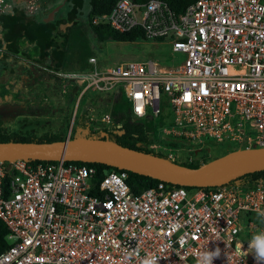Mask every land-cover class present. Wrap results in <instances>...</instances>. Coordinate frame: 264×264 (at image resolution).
Instances as JSON below:
<instances>
[{
    "label": "built area",
    "instance_id": "built-area-1",
    "mask_svg": "<svg viewBox=\"0 0 264 264\" xmlns=\"http://www.w3.org/2000/svg\"><path fill=\"white\" fill-rule=\"evenodd\" d=\"M44 2L0 0V16L15 5L32 15ZM91 23L140 31L176 55L169 65H110L90 55L84 68L56 72L77 89L73 116L88 92H112L137 121L165 116L160 140L145 145L173 161L185 151L182 161L193 162L210 139L264 148V0H195L180 12L165 0H116ZM66 162L0 160V218L9 230L0 264H141L149 253L158 264H196L217 247L213 264H257L248 239L264 229V179L252 187L159 181L134 193L127 170L110 167L98 179L97 167Z\"/></svg>",
    "mask_w": 264,
    "mask_h": 264
},
{
    "label": "rangeland",
    "instance_id": "rangeland-1",
    "mask_svg": "<svg viewBox=\"0 0 264 264\" xmlns=\"http://www.w3.org/2000/svg\"><path fill=\"white\" fill-rule=\"evenodd\" d=\"M52 4L54 12L65 13L70 8V1L67 0H45L41 8L47 10L48 7L46 6ZM89 10L90 0H83L82 7L76 15V21L80 24L70 31L69 53L61 71H59L60 73L70 72L86 65L90 55H94L100 62L103 61L110 65L123 61H145L149 59L162 65H169V62L175 57L176 54H171L169 44L165 41L147 39L134 42L99 41L87 25ZM8 64L14 70H4L0 82L5 83L10 90H15L17 98L9 95L3 99L0 95V132L5 134H12L13 132L33 133L35 136L51 133L62 134L64 139L68 136L73 138L71 131H75V128L69 131V127L71 122L74 124L76 121L77 123L82 114L88 117L90 129L93 131L105 128L115 132L119 131V133L116 132L117 134L124 132L122 129L117 130L119 123L116 113L119 112V106L116 103L123 100L127 104L121 94L115 96L112 95V92L107 94L88 92L82 100L78 112L73 116L74 110H70L73 102L69 104L66 101V82L62 79L56 80L50 75L51 72H47L41 65L36 66L31 72H25L21 70L22 66L15 65L11 59H9ZM56 75L59 76V74ZM107 115L110 120L107 123L101 121V117L106 118ZM95 118H100L98 119L100 121L91 120ZM92 125L98 128L94 129ZM149 125L155 128H153V134L156 131L161 132L163 127L168 126L163 114L159 118H155ZM181 143L177 142L174 152L176 148L181 146ZM206 145L209 151L207 153L199 151L193 161L194 163L205 164L234 149L231 142L217 143L213 139L208 140ZM176 153L178 152L176 151ZM185 157V151H180L181 161Z\"/></svg>",
    "mask_w": 264,
    "mask_h": 264
},
{
    "label": "trees",
    "instance_id": "trees-1",
    "mask_svg": "<svg viewBox=\"0 0 264 264\" xmlns=\"http://www.w3.org/2000/svg\"><path fill=\"white\" fill-rule=\"evenodd\" d=\"M67 1H70V8L65 13L61 11L54 12L55 10L52 4L46 6L48 7L47 10L41 8L35 14L29 15L21 6L15 5L9 12H5L0 16V81L4 70H14V68L8 64L9 59L13 60L15 65L22 66V71L31 72L36 66L41 65L47 72H51L50 75L55 77L56 80L61 79L55 73L61 71L69 53L68 45L70 41V31L80 24L76 21V15L82 7L83 2V0ZM165 1L172 9L180 12L195 0ZM115 2L116 0H90V10L87 20L90 31L99 41L113 40L134 42L145 40L143 34L137 30L119 32L108 24L91 23V19L94 15L109 12ZM84 67L85 65H82L75 70ZM65 90L67 93L66 101L70 104L74 101L77 89L66 81ZM0 95L3 99H5V96L9 95H13L17 98V92L15 90H10L5 83L1 82ZM120 101L121 102L118 101L116 103V105L118 104L117 106H119V112L116 114L118 115L117 122L119 123L117 130H124L122 134H117L114 130L105 128L93 131L90 129L88 117L82 114L77 123L75 121L72 125V128H75V131H71L72 137L109 139L130 148L167 157L165 153L157 152L145 145L153 143L154 141H159L160 136L156 133L153 134V128L149 124L135 120L126 102L123 100ZM82 130L84 132H81ZM63 139L64 136L62 134L45 133L40 136H35L33 133L24 134L13 132L12 134H5L0 132V141L48 142ZM201 151L207 153V149L205 148ZM32 161L35 162L37 160ZM69 162L97 167L98 179L103 176L104 168H110V166L95 162L67 161L66 163ZM179 163L189 167H198L201 165L187 161H179ZM260 179H264V170L245 174L231 182H240L245 186L252 187ZM158 182L159 180L152 177L128 171V183L134 193H139L143 189L156 185ZM8 232L9 230L6 224L0 218V252L8 245L6 240Z\"/></svg>",
    "mask_w": 264,
    "mask_h": 264
},
{
    "label": "water",
    "instance_id": "water-1",
    "mask_svg": "<svg viewBox=\"0 0 264 264\" xmlns=\"http://www.w3.org/2000/svg\"><path fill=\"white\" fill-rule=\"evenodd\" d=\"M12 159L95 162L188 187L222 185L264 170V148L233 150L198 167H189L109 139L69 136L48 142L0 141V160Z\"/></svg>",
    "mask_w": 264,
    "mask_h": 264
},
{
    "label": "clouds",
    "instance_id": "clouds-1",
    "mask_svg": "<svg viewBox=\"0 0 264 264\" xmlns=\"http://www.w3.org/2000/svg\"><path fill=\"white\" fill-rule=\"evenodd\" d=\"M258 219L264 223V211L258 212ZM248 253H252L257 264H264V229L255 231L248 239ZM221 250L217 247L215 250H205L197 254L196 264H213V260L219 257ZM161 257L155 254H146L141 260V264H158Z\"/></svg>",
    "mask_w": 264,
    "mask_h": 264
},
{
    "label": "bare ground",
    "instance_id": "bare-ground-1",
    "mask_svg": "<svg viewBox=\"0 0 264 264\" xmlns=\"http://www.w3.org/2000/svg\"><path fill=\"white\" fill-rule=\"evenodd\" d=\"M229 183H231V182H229ZM240 183V182H239Z\"/></svg>",
    "mask_w": 264,
    "mask_h": 264
},
{
    "label": "crops",
    "instance_id": "crops-1",
    "mask_svg": "<svg viewBox=\"0 0 264 264\" xmlns=\"http://www.w3.org/2000/svg\"><path fill=\"white\" fill-rule=\"evenodd\" d=\"M39 11V10H38ZM35 14V13H34ZM6 98V97H5Z\"/></svg>",
    "mask_w": 264,
    "mask_h": 264
},
{
    "label": "flooded vegetation",
    "instance_id": "flooded-vegetation-1",
    "mask_svg": "<svg viewBox=\"0 0 264 264\" xmlns=\"http://www.w3.org/2000/svg\"><path fill=\"white\" fill-rule=\"evenodd\" d=\"M5 97H7V96H5Z\"/></svg>",
    "mask_w": 264,
    "mask_h": 264
}]
</instances>
